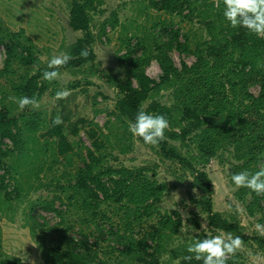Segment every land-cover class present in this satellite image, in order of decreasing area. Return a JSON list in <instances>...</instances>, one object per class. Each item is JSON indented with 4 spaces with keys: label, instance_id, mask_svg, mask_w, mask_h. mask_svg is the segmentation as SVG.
Returning a JSON list of instances; mask_svg holds the SVG:
<instances>
[{
    "label": "rangeland",
    "instance_id": "rangeland-1",
    "mask_svg": "<svg viewBox=\"0 0 264 264\" xmlns=\"http://www.w3.org/2000/svg\"><path fill=\"white\" fill-rule=\"evenodd\" d=\"M95 1L96 7L89 11V27L93 34L101 36L103 33L99 32L104 25L105 41L93 44V61L69 70L60 69L62 79L48 82L40 77L45 91L38 100L41 104L38 110L29 106L24 117H19L18 104L8 99L14 96L12 82L30 76L36 65L12 62L10 81L0 77V107H8L22 130L18 148L8 160L14 176L9 188L16 183L17 194L0 204V256H18L20 264H57L49 249L63 251L75 247V239L84 236L93 263L101 260L105 264H140L146 247L162 264H177L189 255L188 245L207 233L215 235L221 231L209 224L208 207L230 221L239 222L243 234H257L255 224L264 225V194L258 195L259 208L251 190L237 189L231 177L241 171L251 172L253 166L257 171L264 169V156L249 164L242 156L247 145L236 147L231 139L233 135L246 139L264 132V104L255 106L243 121L226 117L227 107L223 106L221 114L208 116L217 127L226 125V129L216 136L215 154L207 157L206 162L198 129L190 131L184 145L168 138L197 170L205 172L211 186L206 190L189 170L161 157L158 146L145 144L132 135L131 122L116 109L115 83L131 78L136 86L132 63L140 61L136 69L144 70L158 82L162 71L156 57L157 47L171 40L175 29L179 30L177 41L185 43L187 49L180 51L172 45L166 48V54L179 69L183 63L191 66L204 48L209 31L195 17L184 19L186 10L182 16L167 13L156 9L150 0ZM69 10L70 0H0V28L4 35H15L29 45L39 65L50 70L47 65L52 56L69 55V47L83 35L82 31L68 27ZM242 57L237 52H226L218 59H210L205 67L207 74H235L229 67ZM4 58L5 46L0 44V70L4 69ZM263 73L264 60L256 59L253 68L247 66L242 76L235 77L236 90L230 95L234 109L241 100L248 102L243 96L245 90L257 96L260 90L257 74ZM189 79L187 76L182 81L165 82L150 92L142 107L146 108L151 100L175 107L182 102L183 87ZM63 89L71 95L57 100L56 92ZM226 89L229 93L227 84ZM179 112L174 111L177 118ZM58 114L63 123L54 125ZM174 130L179 132V127ZM4 142L11 147L9 140ZM88 150L101 157L97 170L123 166L142 169L143 185L148 183L156 189L155 201H147L153 202L151 215H140L142 182L119 202H98L89 197L93 205L88 209L82 207L81 195L74 184L78 168L87 162ZM51 200L61 212L58 215L61 221L53 211L43 207L44 202ZM237 205L241 212L236 211ZM143 238L146 243H142ZM244 245L245 251L235 256L236 264H264V249L257 242L246 240Z\"/></svg>",
    "mask_w": 264,
    "mask_h": 264
},
{
    "label": "trees",
    "instance_id": "trees-1",
    "mask_svg": "<svg viewBox=\"0 0 264 264\" xmlns=\"http://www.w3.org/2000/svg\"><path fill=\"white\" fill-rule=\"evenodd\" d=\"M150 2L156 9L167 13H177L182 16V13L186 10L187 12L182 17L188 20L194 17L197 18L198 22L202 23L209 31V38L204 41V48L198 53L196 62L191 66L183 63L182 68L179 69L173 64L165 50L175 45L178 50L184 51L187 49V46L185 43L177 41L179 30H173L174 37L167 43L163 42V44L157 47L159 52L156 57L160 62L162 71L159 81L156 82L149 78L144 70L136 69L142 61L139 63L133 62L132 68L133 70L135 69V72L132 75L137 85H133L131 78L116 81L115 86L118 93L116 109L121 117L126 118L131 123H135L136 116L141 110L151 115H164L169 121V129L165 131V140L157 145L159 147V154L164 159L174 160L181 167L189 170L196 179L202 181L203 187L209 191L211 186L206 180L205 172L197 170L191 161L179 151L178 146L169 142L168 138L179 140L180 144L184 145L190 131L198 129L200 133L197 137H199L200 149L204 151L203 161L206 162L207 157L215 154L216 136L221 135V130L226 129V125H219L217 127L213 119H208V116H211L212 113L213 116H217L223 112V107H227L226 117L229 119L237 117L243 121V117L246 118L247 114L252 112L255 106L264 104V81H261V79H264V73L257 74L258 81L260 82V90L257 96L245 90L243 96L248 102L241 100L236 109H234L233 100L230 98V95L234 94L236 90L235 77L242 76L247 66L253 68L256 59L264 60V39L257 37L245 28L231 27L223 15L225 6L222 0L219 8L214 6L213 0H150ZM96 4L95 0H70L68 27L71 30L82 31L83 35L78 37L69 47V55L72 59L60 69L69 70L73 67H80L88 61H93L95 59V53L92 48L93 44L97 40L100 43L103 40L105 41L106 30L104 29V25H102L99 32L103 33L101 36L100 34H93L89 27V11L94 9ZM2 34L3 30L0 28V44H4L5 46L4 69L0 70V77H5L10 81L9 67L12 62L24 65H36V71L30 76L25 77L24 80L12 82V89L14 96L17 98L28 96L39 100L45 91L43 82H40V77L46 71L45 67L39 65L38 59L32 53L29 45L20 41L15 35ZM85 48L90 53L87 58L80 55L81 50ZM226 52H237L243 55V59L240 58L232 61L233 64L229 67L231 72L235 74H224L223 76L207 74L208 71L205 67L209 64V60L213 58L218 59ZM238 72L241 74H237ZM258 73H261V71ZM187 76L190 78L187 82H190L183 87V100L180 104H176L175 107L170 108L169 106L161 105L156 100H151L146 108L142 107V102L150 96L151 91L158 89L160 85L172 79L182 81ZM226 84L228 85L229 93H227ZM211 108L213 109L210 110ZM28 109L26 107L22 110L19 117H24ZM178 110H180V117L177 118L174 111ZM16 120V116L10 115L7 106L2 105L0 107V168L2 169L0 173V204L11 200L17 194L16 183L13 184L12 188H9L14 176L12 174V166L8 163L10 156L18 148L22 133L21 127L17 125ZM176 127H179V132L174 130ZM5 139L11 142V147L5 144ZM140 139L142 140V138ZM231 142L236 147L242 144L247 145V149L242 153V156L246 159L244 161L249 162V164L250 161L258 160L259 157L264 156V132L247 136L246 139H238L233 135ZM100 161L101 157H97L93 151L88 150L87 162H84L82 168H78L76 172L77 181L74 184V189L78 188L79 195H81L82 207L88 209L93 205L89 197L94 201L98 200V202L100 200L119 202L124 197L130 195L129 192H133L136 185L139 186L140 182H142L141 185L143 187L140 195L143 202H141L142 205L139 208L142 209L140 215H151L150 209H152L153 202L149 203L147 201H155L156 189L154 186H149L151 184L148 183L143 185V179L141 178L142 169H132L123 166L97 170V165ZM255 171L257 169L253 166L251 173H255ZM251 195L260 208V198L258 195L252 191ZM130 200L135 202L132 196H130ZM43 207L53 211L57 216H61V212L54 207L53 200L44 202ZM262 209L264 210V207ZM207 212V219L212 227L220 229L225 233H232L233 236L238 235L243 241L254 240L264 249V237L258 234L252 236L245 235L241 230L239 222L230 221L220 215V213L211 211L209 207L207 208ZM59 221H61L60 217ZM43 222L47 223V221ZM152 238L153 236H151ZM75 241L77 242L75 247L67 248L63 251H58L55 248L49 249L51 257L57 264H105L101 260L93 263V256L90 255L87 239L84 236H81L80 239H75ZM142 243H146L145 238L142 239ZM236 262L235 257H233L228 261V264H236ZM0 264H20V259L18 256L3 255L0 256ZM140 264L162 263L154 252H148L147 248L143 247ZM177 264H188V262L182 259ZM190 264H202V262L193 259Z\"/></svg>",
    "mask_w": 264,
    "mask_h": 264
},
{
    "label": "clouds",
    "instance_id": "clouds-1",
    "mask_svg": "<svg viewBox=\"0 0 264 264\" xmlns=\"http://www.w3.org/2000/svg\"><path fill=\"white\" fill-rule=\"evenodd\" d=\"M215 6L219 8L221 0H213ZM224 7L223 15L230 23L231 27H242L257 37L264 39V0H222ZM88 49H82L80 55L84 58L89 56ZM72 57L61 53L53 55L48 61V69L42 76L45 81L52 82L62 79L60 68L68 64ZM71 92L67 89L57 91V100L67 99ZM9 100L18 104L22 111L26 107L39 109L41 104L35 97H14L9 96ZM63 123L62 117L58 114L53 120L54 125ZM169 129V121L164 115H151L146 111L138 112L135 123L129 124V131L134 137L142 138L145 144L157 146L165 140V131ZM231 180L237 189L247 188L257 195L264 194V169L251 173L247 170L234 173ZM214 183V182H213ZM236 211L241 212L239 205ZM205 227V225L203 226ZM255 231L264 237V225L255 224ZM207 233V231H206ZM244 241L240 236H233L231 233L225 234L218 231L212 235L207 233L203 239H198L187 247L189 255L184 256V261L190 262L195 259L202 264H228V261L235 257L237 253L244 252Z\"/></svg>",
    "mask_w": 264,
    "mask_h": 264
}]
</instances>
